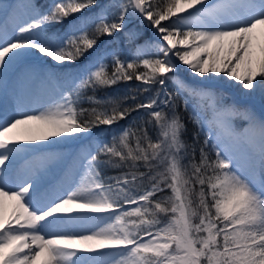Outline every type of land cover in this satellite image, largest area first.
Masks as SVG:
<instances>
[{"label": "snow or ice", "instance_id": "obj_1", "mask_svg": "<svg viewBox=\"0 0 264 264\" xmlns=\"http://www.w3.org/2000/svg\"><path fill=\"white\" fill-rule=\"evenodd\" d=\"M134 19L155 42L125 31ZM121 32L129 52L101 43ZM221 74L264 98V0L0 4V264H264V114L226 104L209 82ZM26 90L53 98L29 112ZM68 144L75 153L51 150ZM53 167L59 194L42 183Z\"/></svg>", "mask_w": 264, "mask_h": 264}, {"label": "rangeland", "instance_id": "obj_2", "mask_svg": "<svg viewBox=\"0 0 264 264\" xmlns=\"http://www.w3.org/2000/svg\"><path fill=\"white\" fill-rule=\"evenodd\" d=\"M9 2L11 4L27 3L28 0H10ZM31 2L34 4H37L40 7L41 11H46L47 6L52 3V0H31ZM98 3L100 5H104L108 3V0H98ZM88 11H95V9L85 10V14H87ZM75 15L79 16L80 14H75ZM109 15L111 16V12L109 13ZM74 18L75 16L72 19ZM72 19L68 18L67 20H65L64 25H56V26L50 27L48 31L52 32L57 29L62 31L63 28L66 27ZM128 30H133L139 34L136 40L137 44H144L146 41H149L150 39L154 38V35L151 33V31L147 30L145 28V24L141 23L139 20L134 19L131 23H129L127 27L125 28V31H128ZM110 40H116L117 43L115 47L123 50L125 53L129 52L131 48L133 47L132 45H129L128 42L125 40L123 32L118 33L115 37H104L103 40H101V43H103L104 41H110ZM78 63H83V61H79ZM179 75L182 77L186 76V75H183V73H179ZM187 76H189V79L192 78V76L190 77V75H187ZM212 81L216 87V90L224 94L226 104H235L237 107L241 109L247 108L250 111L255 112L257 115L264 114V103L260 101L261 96L259 94H256V95L245 94V95H240V97L237 96V99H234L233 98L234 92L231 89H229L227 86H225L221 80L213 78L211 82ZM131 82L134 84L132 88H135V86L140 83L138 81H131ZM158 87L159 85H156L154 86L153 91L148 92V93H140V96L142 95V98L144 99L147 96L154 95L155 88H158ZM168 88L170 91L174 90L175 88V86L172 84L171 81H168ZM182 115H183L185 122L187 123V129H188L184 138L190 142L192 138V133L193 131H195V126L190 121H188L187 114L182 113ZM120 124H123V123L120 122ZM235 125L238 129H242L243 127L246 126L245 122L239 119L235 121ZM117 127H118L117 125H113L112 130L114 131ZM150 128L153 130L151 126ZM93 132L97 134L101 139L106 138V135L108 138H110V132L107 130L106 126H101L100 128L94 129ZM205 134H207V128H205ZM201 139L203 140V136H201ZM71 145H72L71 152L75 153L77 150V145L75 144H71Z\"/></svg>", "mask_w": 264, "mask_h": 264}, {"label": "bare ground", "instance_id": "obj_3", "mask_svg": "<svg viewBox=\"0 0 264 264\" xmlns=\"http://www.w3.org/2000/svg\"><path fill=\"white\" fill-rule=\"evenodd\" d=\"M10 0H0V4L2 5H7V4H11L9 2ZM191 11V10H190ZM167 23V22H165ZM145 28L149 31H151V33L154 35V38L150 39L152 41H156V34L154 33V30L149 28L147 26V23L145 22ZM177 63H179L177 61ZM187 66L181 65V71L180 73H183L184 76L183 78L186 80H189L192 83H199V82H203V78H200L198 76H196L195 74H191L190 75V69L186 70ZM192 76L191 79H189V76ZM210 76H212V74H209ZM215 79H219L221 80L225 86H227L229 89H231L234 94H233V98L237 99V96L240 97V95H245L247 94V90H242L241 88H239V86H232L235 84V82L233 81H228L227 78L223 77V74H221V76L219 77H214ZM210 83H213V81H209ZM19 89V84L17 83V80L15 77H13L12 79H10L8 81V85H7V105L5 107V111L8 112L9 114L11 113L12 107L14 106V98H13V90H18ZM53 98V94L50 90L45 91L41 94H39L38 96H34L31 94L30 91L26 90V95L24 97L25 99V103L27 105V108L25 109L26 111L31 112L33 109H39L42 105H44L48 100ZM260 101L264 103V98H260ZM71 144L68 145H60V146H54L51 150L55 151V152H63L65 154H70L71 152ZM32 161L31 159H18L15 162V166H14V171L16 173H23L24 171H26L28 169V167H30ZM65 179V175H64V170L62 167H53L48 173L47 175L44 177L43 180V186L45 188L46 191L52 192V193H61L65 188H67V184L64 182Z\"/></svg>", "mask_w": 264, "mask_h": 264}, {"label": "trees", "instance_id": "obj_4", "mask_svg": "<svg viewBox=\"0 0 264 264\" xmlns=\"http://www.w3.org/2000/svg\"><path fill=\"white\" fill-rule=\"evenodd\" d=\"M74 17V16H73ZM73 17H69V19H72ZM104 37L101 38V40H103ZM133 83L132 82H122V83H119L118 85L114 86L113 89H109L108 91L110 92H114V91H119L121 95L124 94L125 90L128 89V88H132L133 87ZM104 93L103 92H100L99 95H103ZM140 99H143L142 98V95L139 96ZM84 107H88V105H84ZM133 117L137 116V113H133L132 114ZM132 117H129V119H131ZM122 122L123 124H126L127 121H120ZM97 129V128H96ZM149 134L150 135H153L155 136V130L151 129L150 126H149ZM202 140V139H201ZM191 141V140H190ZM116 171L117 170H113V169H106L105 170V175H114L116 174Z\"/></svg>", "mask_w": 264, "mask_h": 264}]
</instances>
